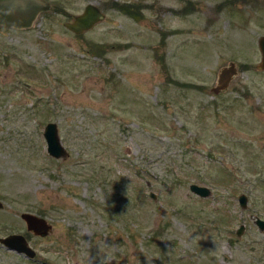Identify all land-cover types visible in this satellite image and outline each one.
Here are the masks:
<instances>
[{
    "label": "rangeland",
    "instance_id": "rangeland-1",
    "mask_svg": "<svg viewBox=\"0 0 264 264\" xmlns=\"http://www.w3.org/2000/svg\"><path fill=\"white\" fill-rule=\"evenodd\" d=\"M47 1L30 28L0 26V237L35 250L0 243V264H264V0ZM89 2L105 18L67 29ZM24 211L52 230L28 232Z\"/></svg>",
    "mask_w": 264,
    "mask_h": 264
},
{
    "label": "water",
    "instance_id": "water-1",
    "mask_svg": "<svg viewBox=\"0 0 264 264\" xmlns=\"http://www.w3.org/2000/svg\"><path fill=\"white\" fill-rule=\"evenodd\" d=\"M51 8L50 2L47 0H0V26L14 29L30 28L39 13L48 11ZM105 18V13L101 8L93 2L85 5L82 13L73 16L70 21L64 22V26L76 34L91 29L96 23ZM260 51V60L256 63L255 69L264 72V35L259 36L257 40ZM238 65L235 61H229L227 64L218 68L216 79L210 88L214 94H220L228 89L231 81L238 74ZM43 137L46 142V151L55 158H66L68 152L63 146L58 134L57 123L48 121L43 128ZM189 189L194 194L207 197L211 194V189L206 185L190 183ZM151 196L155 195L151 192ZM238 202L242 208L247 206V196L245 193L238 195ZM0 201V207H2ZM21 219L25 223L28 232L45 236L52 230V225L43 216L33 212L24 211L20 214ZM254 223L260 231H264V219L258 216L254 217ZM244 229L241 224L237 228V234L240 235ZM0 243L10 250L22 253L27 257H34L35 250L30 246L27 238L22 233H10L0 237Z\"/></svg>",
    "mask_w": 264,
    "mask_h": 264
},
{
    "label": "trees",
    "instance_id": "trees-1",
    "mask_svg": "<svg viewBox=\"0 0 264 264\" xmlns=\"http://www.w3.org/2000/svg\"><path fill=\"white\" fill-rule=\"evenodd\" d=\"M115 7H117L119 10L126 12L127 14H131L133 16H135V18H137V13L138 11L134 8H132L130 4H114ZM98 51L101 50V45H96ZM95 50V52H96ZM243 67H246V65H242Z\"/></svg>",
    "mask_w": 264,
    "mask_h": 264
}]
</instances>
